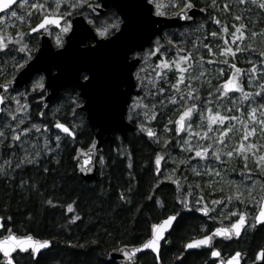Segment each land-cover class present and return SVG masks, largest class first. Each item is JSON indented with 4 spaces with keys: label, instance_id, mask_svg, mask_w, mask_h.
Returning <instances> with one entry per match:
<instances>
[{
    "label": "snow or ice",
    "instance_id": "obj_1",
    "mask_svg": "<svg viewBox=\"0 0 264 264\" xmlns=\"http://www.w3.org/2000/svg\"><path fill=\"white\" fill-rule=\"evenodd\" d=\"M150 2L155 6L156 15L168 16L174 14L177 18L185 20L192 19L189 10L196 7L193 0H167L166 6L161 4L159 0H150ZM238 2L245 3L246 0H238ZM251 2L264 9V0H251ZM17 5L20 9H23V14L19 16ZM100 7L101 5L97 4L95 0H92L91 3L89 0H31V2L30 0H0V13H2L0 14V22H6V17H11L18 18L27 25V33L22 28L10 32L7 30V25L0 27V54H25L20 56L18 60L14 56L12 57L11 72L7 76L4 75L3 70H0V77H4L3 81L0 82V113L3 114L0 116V122H5L0 127V149L8 148L10 150L8 155L0 153V176L10 178L11 173L16 168H22L26 164L38 165L44 153L53 152V148L50 146L51 140L48 136L51 131L49 123L52 124V128L65 134V138L74 139L77 134L75 125H71V122H61L55 114H53L51 121L33 122L29 111L31 105L28 102V92L21 93L12 87L16 80L13 73L19 72L21 76L26 77L31 72L29 63L31 50L24 40L25 35L38 31L49 32L52 26H56L63 33H67L72 27L70 17L73 15V10L88 9L94 14ZM166 7L172 11L163 10ZM218 8L217 0H210V4L206 5L201 11L207 12L209 19L220 25L219 32L207 33L205 38L207 36L219 37L222 46L212 45L211 42L201 43L199 47L197 44H193L192 49L178 48L174 55L169 58L163 46L157 41L154 48L144 53L145 57H156L155 63L150 65L152 73L143 78L140 77L139 73L145 71L144 68L139 69L136 73L137 84L135 86L140 87L146 95L136 97L132 109L142 108L145 110L143 112L144 117L148 121L154 120L156 104L144 103V101L149 97L165 93V88L160 86V82H164L168 85V92L170 93L165 99L174 106V111L177 114L175 120L171 118L168 120V124H172L174 128L169 129L168 124H165V131H175L181 141L180 147L185 152L194 153V156L201 160L211 159L219 163V168L209 166L203 174L222 177L226 174L227 166L232 159H239L242 162L243 167L240 172L245 179L251 182L250 184L228 181L232 184L231 194L207 202L203 196H200L195 201V205L198 206L196 210L203 213L209 220L219 219L223 223L224 219H228L229 224L221 227L213 226L211 229L207 225H202V234L189 239L184 244L185 249H207L211 257L218 258L213 264H242L244 253L235 251L231 255H222L221 250L213 244V241L216 237L226 239H231L234 236L239 237L242 230L254 229L257 224L264 223V142H261V139H264V51L258 53L255 61H247L250 64L249 68L238 67L235 62L237 53L249 49L254 50L253 45L249 44L246 48H242L237 43V41L242 42L245 39L246 32L244 29L246 25L243 23L233 24L230 31L228 24L213 15V10ZM222 10L230 11L227 3L223 4ZM33 15L38 17L34 26L31 24ZM234 19L242 21L241 16H235ZM90 23L95 22L90 21ZM119 24L120 19L117 16L113 23L98 27L95 31L100 37H107L113 31L119 30ZM262 33H264V30H262ZM260 34L252 32L251 36L256 37ZM229 37L231 42H229ZM57 44L63 47L59 38ZM214 47L217 49L215 52L213 51ZM200 48L207 51L209 58L206 59L205 55L201 54ZM132 56L139 57L140 53L133 52ZM229 57H231V60ZM217 63L227 66L230 74L224 78L225 68L220 67L215 77L219 82L212 91L208 92L207 98L201 99L199 95L200 80L203 78L205 82L211 84V79L206 75L210 69L205 67V64L213 65ZM196 65L199 66L198 75L193 74L194 71H197ZM3 67L4 65H0V69H3ZM169 72H172L174 76L172 81L168 80ZM257 73H259V76ZM244 78L247 79L248 88H245L244 84L241 83ZM83 79L89 81L90 77L84 75ZM254 81L258 82L254 84ZM39 86L42 89L45 87L44 84ZM9 89L12 90L14 95L9 94ZM152 89L155 91H152ZM237 93H239V96L236 95ZM211 98L219 101L215 105V110L211 106L213 105V99ZM39 99L40 101L44 100L43 93H40ZM79 100L78 96L74 98L73 103L75 106H79ZM158 103L163 105L164 101H158ZM59 111L60 109H57V112ZM38 116L44 117L45 112L43 110L39 111ZM194 118L197 121L195 127L193 126ZM9 120L10 123L6 122ZM22 125L23 127H21ZM138 127L141 131L146 132L148 137H156L159 141L156 132L147 124L140 123ZM33 132L37 136H43V140L29 141L28 137ZM181 133L185 135L180 136ZM235 133H240L239 138L234 146H230L229 141ZM257 137L261 139H257ZM61 139L60 134L54 136L57 149L60 147ZM170 139L171 137H165L161 152L154 154L153 171L157 182L172 179L175 176L176 167H179L180 164L187 166L189 161L193 159L192 156L173 158L170 154H167L168 159L172 160L176 167H173L169 173L162 172L161 162L165 161L164 149H166ZM193 140H195V143H192ZM40 143L43 144V147H39ZM28 147H31L33 151H28ZM17 149L24 154L19 156ZM95 151L96 145L93 142L89 145V152L86 153L88 156L86 162H91L92 156L90 153ZM99 160L103 163L104 157L100 156ZM249 160L252 161V167H249ZM191 168L196 175H201L195 165H191ZM231 170L235 171V169ZM43 171L48 172V169L44 168ZM254 176L258 179H255ZM184 179L186 181L187 178ZM172 182L177 185V190H179L180 180L173 179ZM26 183L27 181L22 179L20 186L23 187ZM217 184L218 181L216 180L208 182V186L213 191L217 190L214 187ZM257 185L261 189V194L258 196L253 195ZM32 187H35V185L33 184ZM195 187H199V185L197 184ZM192 189L193 185L189 184L187 193H182L181 196L177 197L180 205L185 209L193 207L189 199ZM219 190L223 191L222 188ZM127 191L130 192L131 188L129 187ZM119 199L125 203L130 202V197L125 195V192L119 193ZM147 199L152 200L154 198L148 196ZM155 202L161 203L159 200ZM45 203L53 204L54 202L49 199ZM74 203L66 205L70 212L73 211ZM249 204L254 205V208L249 210L247 207ZM216 206H219V208ZM249 216L252 217L251 221L248 219ZM179 217L180 213L176 211L164 215L157 222L150 224L147 239L135 246L122 245L117 251L122 252L123 256L131 261L135 253L143 249H151L157 253L156 258L159 260L161 241L166 242V234L171 235V230L174 228V224L178 223ZM77 219H79V216L72 217L73 221ZM11 221V216H0V229L4 230L0 232V237H2L0 238V253L6 258L7 264H16L13 253L17 249L20 252L29 253L31 258L36 261L39 256L43 255L44 251L49 250L55 243L52 238L37 237L29 232H13ZM68 243L71 244V241ZM257 259L264 260V246H261L260 252L257 253Z\"/></svg>",
    "mask_w": 264,
    "mask_h": 264
},
{
    "label": "trees",
    "instance_id": "obj_2",
    "mask_svg": "<svg viewBox=\"0 0 264 264\" xmlns=\"http://www.w3.org/2000/svg\"><path fill=\"white\" fill-rule=\"evenodd\" d=\"M193 3L204 8L210 4V0H193ZM224 3L228 4L230 11L222 10ZM217 4L219 8L213 10V15L228 24L230 31L233 24L243 23L246 25L244 29L246 37L242 42L237 41V43L242 48L252 44L254 50L249 49L237 53L235 62L238 67L249 68L250 64L247 61H255L258 53L264 51V33H262V30H264V9L259 8L257 4H253L251 0H246L245 3H239L238 0H217ZM17 11L18 16L23 14V9L19 8ZM171 11L169 10V12ZM235 16H241L242 21H236ZM7 19L8 31L15 32L22 28L25 32L27 29V25L18 18L7 17ZM37 20L38 17L33 15L31 24H35ZM214 31L219 32L220 25L209 19V15L206 13L195 25L168 32L169 35L165 42H160V44L169 58L174 55L178 48L192 49L193 44H197L199 47L201 43L211 42L212 45L222 46L219 37L207 36L205 38L207 33ZM252 32L261 34L252 37ZM228 39L231 42V38ZM24 40L30 48L32 56L38 48L39 42L37 40L31 42L27 38H24ZM200 51L206 59L209 58L205 49L200 48ZM213 51L215 52L217 49L214 47ZM23 55L25 54H0V65H4L3 69L0 70L4 71L5 76L11 72L12 57L14 56L18 60ZM229 59L231 60V57ZM155 61L156 58L149 60L148 75L152 73L150 65L154 64ZM195 67L197 71H194L193 74L198 75L199 66L196 65ZM205 67L210 69L209 72L214 73L206 74L211 79V84L205 82L203 78L200 80L199 95L201 99L207 98L208 92L212 91L219 82L215 77L220 67L225 68L224 78L230 74L227 66L222 64H205ZM15 74L13 73V75ZM257 75L259 76V73ZM3 79L4 77H0V82ZM168 80H174L172 72H169ZM257 82L254 81L253 83ZM241 83L244 84L245 88H248L246 78L242 79ZM160 86L165 88V93L149 97L144 101V103L156 104L155 119L148 121L143 115L145 110L138 109L141 113L138 122L145 123L152 128L159 137V141L156 137H148L144 131L139 132L138 130V133L131 134L132 137L124 144L121 141L118 143L117 155H114L110 149L108 150L109 157L106 158V162L102 167V170L104 168L103 174L98 181L89 185L83 184L78 177L76 164L73 160L76 148L86 147L92 138V132L84 120L83 112L73 103L78 93L72 90L63 91L56 103L45 113V116L39 119L40 107L36 104V99L39 98L38 91H30L29 88L23 91L18 90L21 93L28 92V102L31 105L29 111L33 122L51 121L53 114H55L61 122H71V125H75L77 134L74 140L62 136L60 147L57 149L54 136L58 133L54 131L52 124L49 123L51 131L48 136L51 140L50 146L53 148V152L44 153L38 165L26 164L22 168H16L11 173L10 178L0 176V216L12 217L11 226L14 232H29L34 236L52 238L55 241L51 248L39 256L35 262L30 258H21L17 260V264H115L108 257L111 249L122 245L141 243L149 235L150 224L156 221L161 214L176 208L172 204L171 189L173 190V187H170L166 182L170 181L176 188L177 185L172 182V179L157 182L153 171L154 154L160 153L164 147L162 130L165 129V124H168L169 118L175 120L177 115L174 106L165 99L170 94L168 85L160 82ZM152 91L155 90L152 89ZM10 95H14V93ZM236 95L239 96V93ZM211 99H213V105L211 106L215 110V105L219 101L214 98ZM158 101H164V104L161 105ZM225 103L227 102L225 101ZM57 109H60V111L57 112ZM6 122L10 123V120ZM4 123L0 122V127ZM169 126L173 125L168 124ZM28 139L29 141H42L43 136H37L33 132ZM178 144L180 145L179 142L168 143L164 151L168 152L170 148H172V151H178ZM173 145L174 147L177 145V148L172 147ZM39 147H43V144L40 143ZM27 150L33 151L31 147H28ZM9 151L8 148L0 149V153L3 155H8ZM17 154L22 156L24 153L17 149ZM162 166L166 167L167 164L165 166L162 163ZM203 166L205 165L203 164ZM242 167L241 163L238 166L235 178L243 177L240 172ZM44 168H47L48 172H44ZM103 176L104 179H102ZM182 177L185 184L190 183L191 180L186 179L185 181L184 178H191V175L179 174L175 175L174 179H179L181 185L183 183ZM22 179L27 181L23 187L20 186ZM191 183L193 185L198 184L197 180ZM33 184L35 187H32ZM129 187L131 188L130 192L127 191ZM180 191L182 194V186H180ZM120 192H125V195L130 197V202L121 201L119 199ZM148 196H152L154 199L149 200L147 199ZM177 196H179L178 190ZM219 196L226 195L220 194ZM219 196L215 198L219 199ZM49 199L54 203H45ZM156 200L163 201V211L160 204L155 202ZM73 202H75L73 211L70 212L66 205ZM73 216H79V219L73 221ZM225 224L224 221L223 223L204 222L194 214L182 213V217L178 220V223H175V228L170 236V248L168 250L164 249L169 258L168 262L179 258V252L183 249V245L197 234L198 227L207 225L211 229L213 226L218 227ZM69 241H71V244L68 243ZM240 246L248 252L261 249V246H264V226L244 238L240 242ZM234 247H237V245ZM199 262L200 255L192 254L187 255L180 264H199ZM139 264H155V260L150 255H145L141 257Z\"/></svg>",
    "mask_w": 264,
    "mask_h": 264
},
{
    "label": "water",
    "instance_id": "obj_3",
    "mask_svg": "<svg viewBox=\"0 0 264 264\" xmlns=\"http://www.w3.org/2000/svg\"><path fill=\"white\" fill-rule=\"evenodd\" d=\"M99 1L101 7L93 15L99 17L108 9H115L122 20L119 31L111 37L99 39L82 15L75 16L71 20L72 27L63 47L56 48L47 35H40V47L29 61L31 72L26 77L18 72L12 85L16 90L24 89L37 75H43L45 87L39 93L44 92V100L39 99L37 102L41 104V110L44 112L58 100L63 91L71 89L78 92L79 98L83 101L79 109L85 113L87 124L93 132L90 144L94 142L96 145V151L90 153L92 156L90 163L86 162L90 144L87 148L76 149L74 161L77 164V173L84 183H92L98 179L97 153L102 151L103 145L111 146L116 152L113 135H120L126 140L128 134L135 131V126L126 119L128 107L136 94L134 72L140 64V58L131 60L132 53L145 51L157 37H163L165 30L192 25L199 17L206 15V12L201 11L202 8L195 7L189 10L192 16L189 20L177 18L175 15L162 17L154 14L149 0ZM40 32L42 31L34 33ZM91 41L94 44H91ZM84 75L89 76L90 80L85 81ZM11 92L9 89V93ZM54 130L65 135L60 133V130ZM257 226H264V223ZM2 230L0 229V232ZM244 232L242 230L239 237L234 236L231 239L216 237L213 244L218 241L239 240ZM118 249L110 253L111 259L117 264H135L139 255L143 253H152L157 257L153 250L143 249L135 253L133 259L129 261L122 252L117 251ZM242 253L243 264L248 253ZM17 254L29 253L17 249L13 256ZM157 261L160 264V260ZM0 263L7 264L2 253ZM251 264H263V260L257 259L256 255Z\"/></svg>",
    "mask_w": 264,
    "mask_h": 264
},
{
    "label": "flooded vegetation",
    "instance_id": "obj_4",
    "mask_svg": "<svg viewBox=\"0 0 264 264\" xmlns=\"http://www.w3.org/2000/svg\"><path fill=\"white\" fill-rule=\"evenodd\" d=\"M30 2H31V0H30ZM89 2L91 3L92 2V0H89ZM95 2L97 3V4H99V5H101V3H100V1L99 0H95ZM153 4V3H152ZM153 6H154V4H153ZM196 7H199V6H196ZM17 10L19 9V5H17ZM154 12H155V6H154ZM156 14V13H155ZM78 15H82L83 17H85V19L90 23V21H94L95 23H90V24H92L93 25V27H94V29H96V28H98V27H104V26H106V25H109L110 24V22L111 23H113L114 21L113 20H115V18L118 16V14H117V12H116V10L115 9H108L107 10V12L104 14V15H102V16H95V15H93V13H91L90 12V10H88V9H79V10H73V15L70 17V19L72 20V18H74L75 16H78ZM174 15V14H173ZM172 15V16H173ZM119 17V16H118ZM169 17V16H168ZM171 17V16H170ZM113 18V19H112ZM120 19V18H119ZM1 25H3V26H1ZM33 26L35 25V24H32ZM120 26H121V20H120V24H119V28H120ZM192 26V25H191ZM191 26H187V27H184V28H188V27H191ZM0 27H4V24L2 23L1 24V22H0ZM184 28H181V29H178V30H182V29H184ZM170 31H172V30H168V31H165L164 33H163V37L164 38H157V39H155V41H154V46L156 45V42L157 41H159V43L160 42H165V40H166V38L168 37V32H170ZM25 32L27 33V29L25 30ZM114 32H117V31H114ZM45 35H47V36H49V38L56 44L55 46L58 48V47H61V46H59L58 44H57V39L59 38L60 40H61V42H62V44L64 45L65 44V38H66V36H67V34L69 33V32H67V33H63L60 29H58V28H56V27H53L52 26V28L50 29V31L49 32H43ZM42 33H28L27 35H25V39L27 38V40L28 41H31L32 42V40H37L38 42H39V46H40V35H41ZM112 35V33L109 35V36H111ZM109 36H107V37H109ZM97 37L98 38H106V37H100L98 34H97ZM91 44H93V42H91ZM39 46H38V48H39ZM37 48V49H38ZM37 49L35 50V52L37 51ZM147 51H145L144 53H146ZM144 53H141L140 54V56H139V58H140V60L141 61H143V62H141L140 61V64H139V66L137 67V69H136V71H135V73H134V77H135V80H136V84H137V78H136V73L138 72V70L139 69H141V68H144L145 67V62H146V60H150V59H155L156 57L155 56H151V57H145L144 56ZM134 57L132 56L131 57V59H133ZM144 72V71H143ZM214 73V72H213ZM213 73H211V72H209L208 74H213ZM215 74H217V73H215ZM139 75H140V77L141 78H143L144 76H146V75H148V70H147V72L145 73L144 72V74H142V71L139 73ZM144 75V76H143ZM33 84H34V82H33ZM39 91V90H38ZM44 94V93H43ZM40 95V94H39ZM38 95V96H39ZM144 95H146V93L145 92H143L142 91V89L140 88V87H138V86H136V94L133 96V98H132V102H131V105L129 106V108H128V114H127V121L129 122V123H132L134 126H135V131L134 132H131V133H129L128 134V136H127V138H126V140H124L123 141V139L121 138V136L120 135H116V136H113V142L115 143V146H117L118 145V143L121 141L123 144L128 140V139H130L131 137H132V135L131 134H136V133H138V125H137V123H136V119H131V118H129L130 117V115H131V113L134 111V109H132V105H133V102H134V100H135V98L136 97H139V96H144ZM39 99V98H38ZM38 99H36V104H37V106L38 107H40V109H41V104L40 103H38L37 101H38ZM132 112H131V111ZM136 110H138V108H136ZM129 111H130V114H129ZM84 114V113H83ZM84 120H85V114H84ZM169 129H173L174 128V126H169L168 127ZM92 132V131H91ZM165 132H167V134H165ZM162 136L165 138V137H171V139L169 140V143H174V142H181L180 141V139H179V137L177 136V134L175 133V131L173 130V131H165V129H163L162 130ZM184 135V133H181L180 134V136H183ZM136 136V135H135ZM92 137H93V133H92ZM163 138V139H164ZM91 140H92V138H91ZM90 140V141H91ZM172 147H174V145L172 146ZM117 148H118V146H117ZM111 150L112 151V149H111V147L109 146V145H103V149H102V153H101V155L100 156H103L104 157V161H103V163H105L106 162V158H108L109 157V153H108V150ZM172 148H170L169 150H168V152H165L166 154V156H165V161H166V164H167V166L166 167H163L162 166V163H164L165 164V161H162L161 162V170H162V172H165V173H169L170 171H171V169L173 168V167H176V165H174L173 164V162H172V160H170V159H168V155L167 154H172L173 155V158H177V157H179V158H183V157H186V156H191V155H194V153H188V152H185V151H181L180 152V150H178V151H172L171 150ZM113 152V151H112ZM113 154L114 155H117L118 154V152L117 153H114L113 152ZM74 157H75V155H74ZM74 160V159H73ZM98 161H99V164H101V162H100V160L98 159ZM74 163H75V161H74ZM102 163V164H103ZM76 164V163H75ZM203 164L205 165V166H203ZM210 164V163H209ZM190 165H195V166H197L198 168H199V170H200V172H201V174H203L204 172H205V170L209 167V165H208V162H206L205 163V161H203V160H201V159H199V158H193L191 161H189V164L186 166V165H184V164H180L179 165V167H176V173H175V175H179V174H184V175H193V171H192V168L190 167ZM200 165V166H199ZM77 171V170H76ZM103 172H104V168H103V170H102V167H100V170H99V172H98V179L101 177V175L103 174ZM195 174V173H194ZM77 175H78V173H77ZM78 177H79V175H78ZM80 178V177H79ZM187 179H189V180H198V178L196 177V179H192V178H189V177H186ZM81 179V178H80ZM174 179V176L172 177V180ZM82 181V180H81ZM98 181V180H97ZM184 180H183V177H182V182H183ZM83 182V181H82ZM96 182V181H95ZM83 184H85V185H89V184H92V183H84L83 182ZM186 184H188V183H186ZM184 182L183 183H181V186H182V189H183V191H182V193L184 192L185 193V191L187 190L186 188H187V185H186ZM171 186L173 187V191H174V194H173V199H172V204L173 205H175V209L174 210H172V211H169V212H167V213H163V214H161V216L156 220V221H154V222H157L159 219H161L164 215H166V214H170V213H172L173 211H176V212H179L180 213V217H181V215H182V213L183 214H194L195 216H197V217H199V218H201L204 222H209V221H212V220H209L203 213H201V212H199L198 210H196V208L198 207V206H196L195 205V199H190L191 200V202H192V205H193V207L192 208H190V209H185V208H183L181 205H180V202H179V200H177V188L175 187V185H172V183H171ZM195 188V187H194ZM178 194H179V196H181L182 194H181V191H180V189L178 190ZM196 194V193H195ZM220 195V194H219ZM219 195H216V196H219ZM223 195H225L224 193H223ZM216 196H213V198L214 197H216ZM204 197V199H205V201L207 202V198L205 197V196H203ZM196 198H199V197H197L196 196ZM161 203H159L160 204V206H161V210L163 211L164 210V203H163V201L161 200L160 201ZM217 208H219V206H216ZM159 209V208H158ZM160 210V209H159ZM161 211V212H162ZM180 217L178 218V220L180 219ZM248 219H249V221H251V219L248 217ZM216 221H220L219 219L218 220H215V222ZM224 222H226V224L225 225H220V226H218V227H221V226H227L228 224H229V220L228 219H224L223 220ZM154 222H152V223H154ZM221 222V221H220ZM6 226V225H5ZM208 227V226H207ZM261 227V226H260ZM260 227H258L257 225H256V227L250 232V233H247V231H245L244 232V234H243V236L241 237V239H239V240H235V241H231V242H223V241H218V242H215L214 243V245L216 246V247H218L220 250H221V253H222V255H231L233 252H235V251H241V252H247L248 253V257H247V259L243 262V264H251L252 262H254V260H255V258H256V255H257V253L260 251V249H257V250H255V251H253V252H248V251H246L244 248H242L241 246H240V242H242V240H244V237L246 236H249L250 234H252L256 229H258V228H260ZM174 228H175V225H174ZM173 228V229H174ZM173 229H172V231H171V234H172V232H173ZM210 229V228H209ZM13 230V229H12ZM4 230H2L1 232H3ZM14 231V230H13ZM200 234H202V229H199V230H197V234L196 235H194V236H192L191 238H194L195 236H197V235H200ZM170 236L171 235H167V237H166V242L165 241H163V243L161 244V249H160V253H159V260H160V264H180L181 262H182V260L187 256V255H192V254H197V255H200V262H199V264H213V262L216 260V259H218V258H214V257H211L210 255H209V253H208V251H207V249H205V248H193V249H185L184 248V245H183V249L179 252L180 253V255H179V258H177L176 260L174 259V260H171V261H169L168 262V260H169V258H168V256H167V252H164V249L166 250H168V248H170ZM148 238V237H147ZM146 238V239H147ZM190 238V239H191ZM188 241V240H187ZM186 241V242H187ZM185 242V243H186ZM140 244V243H139ZM139 244H134L133 246H135V245H139ZM237 245V247H234V246H236ZM118 248H121V246H119V247H115V248H113V249H111L110 251H109V253H108V257H109V259L113 262V263H115V264H117L115 261H113L112 259H111V257H110V253L113 251V250H115V249H118ZM145 255H150L151 257H153L154 258V260H155V264H159L158 263V261H157V258L155 257V255H153L152 253H143V254H141V255H139V257L137 258V260H136V262H135V264H139V262H140V260H141V257L142 256H145ZM15 261H16V264H17V260L18 259H25V258H30V259H32L31 258V256L29 255V254H25V255H20V254H18V255H16L15 257ZM32 261L33 262H35L33 259H32ZM1 264V263H0ZM263 264H264V260H263Z\"/></svg>",
    "mask_w": 264,
    "mask_h": 264
},
{
    "label": "rangeland",
    "instance_id": "obj_5",
    "mask_svg": "<svg viewBox=\"0 0 264 264\" xmlns=\"http://www.w3.org/2000/svg\"><path fill=\"white\" fill-rule=\"evenodd\" d=\"M159 2L161 3V4H163V5H167V0H159ZM171 10L170 8H165V9H163V10ZM168 10V11H169ZM11 18V17H10ZM7 18H6V22H1V24L3 23L4 24V26L6 25V23H7ZM1 26H3V25H1ZM57 42V41H56ZM155 46H153V47H151L150 49H152V48H154ZM149 50H147V52H148ZM146 52V53H147ZM157 55H159V54H157ZM148 63H149V60H146V62H145V67H144V69H145V73L147 72V70H148V67H149V65H148ZM144 72L142 71V74H144ZM144 76V75H143ZM145 82H147V81H145ZM35 84H33V85H31L30 86V88H29V90L30 91H34V90H36L37 88L39 89L40 88V84H43L44 83V77L43 76H39V77H37L36 79H35V82H34ZM139 109V108H138ZM131 111V110H130ZM130 111H129V114H130ZM133 111V110H132ZM131 111V112H132ZM137 113H139V114H137ZM141 113H140V111L139 110H136V109H134V111L131 113V115H130V117H131V119H136V123H137V125H139L140 124V122H138V118H139V115H140ZM196 119L194 118L193 119V126L195 127V125H196ZM237 127H239V125H237ZM138 130H139V132L141 131L140 130V128L138 127ZM165 134H167V132H165ZM185 135V134H184ZM239 135H240V133H235V134H233L232 135V138H231V140L229 141V144H230V146H234L235 145V142H236V140L239 138ZM257 139H261L260 137H257ZM261 142H264V139H261ZM179 143H181V142H179ZM192 143H195V140H193L192 141ZM177 146V145H176ZM174 147V148H177V147ZM178 147L179 148H177V150H180V152L183 150L181 147H180V145L178 144ZM193 158H195V156L194 155H191ZM167 157V156H166ZM171 157H173V155L171 154ZM203 161H205V163L206 162H208V165L209 166H211V167H213V168H219L220 166H219V163L218 162H215V161H212L211 159H209V160H203ZM210 163V164H209ZM242 162L239 160V159H232V161H231V163L227 166V170H226V174L225 175H223L222 177H214V176H212L211 174H202V175H196V174H194L193 173V175H191V178H193V179H196V177L198 178V180H197V182H198V184H199V187H195L196 185H193V183H191V182H193V180H191L190 181V183H188V184H186L187 185V190H188V185L189 184H191V185H193V189H192V194H191V196L189 197L190 199H195V200H197L198 198H196V196L197 197H200V196H205L206 198H207V201H210V200H213V199H216L215 197L213 198V196H216V195H219V194H225V195H229V194H231V190H232V184H230V183H228V181H236L237 183H240V182H242L243 184H250L251 182L249 181V180H247V179H245L244 177H241V178H239V179H237V178H235V174L237 173V169H238V166L241 164ZM200 166V165H199ZM253 165H252V161L251 160H249V167H252ZM231 169H235V171H232ZM255 179H258V178H256V177H254ZM210 180H216V181H218V184L217 185H214V187H216V189L217 190H215V191H213L209 186H208V182L210 181ZM195 187V188H194ZM223 189V191H220L219 189ZM201 189H202V191H201ZM187 190L185 191V193H187ZM228 190V191H227ZM184 193V192H183ZM196 193V194H195ZM259 194H261V189L259 188V185H257V187H256V191L253 193V195H259ZM218 198H221V196H219ZM194 201V200H193ZM211 206V205H210ZM248 209L250 210V209H253L254 208V205H252V204H249L248 206ZM249 218L251 219L252 217L251 216H249ZM216 222H220V221H216ZM253 229H248L247 230V232L248 233H250L251 231H252ZM243 241V240H242Z\"/></svg>",
    "mask_w": 264,
    "mask_h": 264
},
{
    "label": "bare ground",
    "instance_id": "obj_6",
    "mask_svg": "<svg viewBox=\"0 0 264 264\" xmlns=\"http://www.w3.org/2000/svg\"><path fill=\"white\" fill-rule=\"evenodd\" d=\"M190 167H191V165H190ZM196 167V169L200 172V170H199V168L197 167V166H195ZM201 173V172H200ZM102 179H104V176L102 177ZM170 187H171V182L169 181V182H166ZM166 184V185H167ZM228 191V190H227ZM171 193H172V195L174 194V191L171 189ZM178 197V196H177ZM181 217H182V215H181ZM180 217V218H181ZM199 229H201V226L200 227H198V230ZM248 233V232H247ZM244 238H246V236L244 237Z\"/></svg>",
    "mask_w": 264,
    "mask_h": 264
}]
</instances>
